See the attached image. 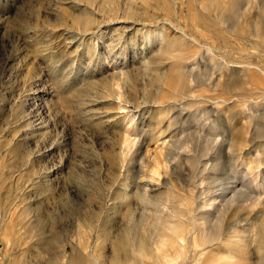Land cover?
Instances as JSON below:
<instances>
[{
    "label": "rangeland",
    "instance_id": "rangeland-1",
    "mask_svg": "<svg viewBox=\"0 0 264 264\" xmlns=\"http://www.w3.org/2000/svg\"><path fill=\"white\" fill-rule=\"evenodd\" d=\"M157 257L264 264V0H0V264Z\"/></svg>",
    "mask_w": 264,
    "mask_h": 264
},
{
    "label": "bare ground",
    "instance_id": "bare-ground-1",
    "mask_svg": "<svg viewBox=\"0 0 264 264\" xmlns=\"http://www.w3.org/2000/svg\"><path fill=\"white\" fill-rule=\"evenodd\" d=\"M220 2V1H219ZM207 4V3H206ZM216 4V1L214 2H210V3H208L205 7V10H207L208 8H212L213 7V5H215ZM217 5H219V4H217ZM204 6V5H203ZM218 7V6H217ZM170 29V28H169ZM184 32V31H183ZM183 37V36H182ZM176 39V38H175ZM182 41V40H181ZM200 56V55H199ZM186 59V58H185ZM186 61V60H185ZM182 63H184V62H182ZM180 64H181V62H180ZM232 66V65H231ZM226 72V71H225ZM186 73H187V71H186ZM184 74V77H185V75H187V74ZM224 74V73H223ZM189 75V74H188ZM226 75V74H225ZM186 77H188V76H186ZM183 78V77H182ZM222 78V77H221ZM180 79V78H179ZM222 80V79H221ZM185 81V80H184ZM163 105V104H162ZM127 140V139H126ZM132 140V139H131ZM128 141V140H127ZM130 141V140H129ZM129 141H128V143H129ZM126 145H128L127 143H126ZM131 145V141H130V144H129V146ZM132 145H133V143H132ZM139 145H140V143H139ZM129 146H128V148H129ZM131 148H132V146H131ZM133 148H134V146H133ZM130 150V149H129ZM160 155V154H159ZM153 175L154 176H156L157 175V171L155 170H153ZM215 193V192H214ZM200 200V199H199ZM205 202V201H204ZM227 203V202H226ZM239 204V203H238ZM212 206V205H211ZM217 207V206H216ZM198 208H201V207H199L198 206ZM213 208V207H212ZM215 208V207H214ZM221 208V207H220ZM180 209V208H179ZM193 210V209H192ZM216 210V209H215ZM206 214H207V212H206ZM227 214V213H226ZM223 215V214H222ZM199 218V217H198ZM162 223V222H161ZM166 223V222H165ZM194 224H195V228H199L200 227V224H198V221H197V219L195 220V222H194ZM162 225V224H161ZM148 226V225H147ZM164 226H162V228H163ZM168 227V226H167ZM165 228V227H164ZM169 228V227H168ZM166 229V228H165ZM160 234V233H159ZM154 239H157V238H155V237H153V241H154ZM160 239V238H159ZM210 239V238H209ZM153 241H152V243H153ZM157 241V240H156ZM155 241V242H156ZM159 241V240H158ZM212 241H213V239L212 240H209V241H207V243L209 244V243H212ZM154 242V244L156 245V248H155V251L156 250H158V249H160V247H158V244H157V242L155 243ZM141 244H140V249H139V255H140V258H146V259H154V257H155V255H156V252H154V251H152V249L153 248H151L150 249V247H152V245L149 247V249L151 250H149L148 251V247H146L145 245V241H141L140 242ZM151 243V244H152ZM161 244V243H160ZM164 245V244H163ZM162 246V245H161ZM137 250V249H136ZM158 258V257H157ZM157 262H156V264H175V263H172V261L171 260H168V259H163V258H158L157 260H156ZM174 262V261H173Z\"/></svg>",
    "mask_w": 264,
    "mask_h": 264
}]
</instances>
